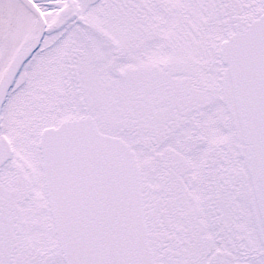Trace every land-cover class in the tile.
Instances as JSON below:
<instances>
[{"label":"snow or ice","instance_id":"6c2138e0","mask_svg":"<svg viewBox=\"0 0 264 264\" xmlns=\"http://www.w3.org/2000/svg\"><path fill=\"white\" fill-rule=\"evenodd\" d=\"M0 264H264V0H0Z\"/></svg>","mask_w":264,"mask_h":264}]
</instances>
